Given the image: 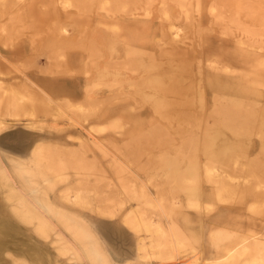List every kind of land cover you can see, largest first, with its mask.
I'll return each mask as SVG.
<instances>
[{
	"label": "rangeland",
	"instance_id": "obj_1",
	"mask_svg": "<svg viewBox=\"0 0 264 264\" xmlns=\"http://www.w3.org/2000/svg\"><path fill=\"white\" fill-rule=\"evenodd\" d=\"M9 6L16 32L9 44L15 54L13 72L0 78V264L88 263L82 254L77 258L76 248L61 250L52 241L53 230L44 236L12 213L11 207L30 196L12 172L11 160L23 163L45 182L53 180L49 191L53 202L63 193L73 199L76 189L89 197L83 207H72L70 201V209L96 231L112 264H207L215 262L231 241L252 233L264 239V0H11L8 7L0 4V14ZM128 30H135L131 37ZM6 38L0 28V47L7 42L0 51L9 47ZM79 57L82 60L76 62ZM182 59L190 67L179 79L172 66ZM7 66L0 63V70H10ZM215 77L242 78L252 93L208 91L204 98L216 96L219 102L205 112L164 105L169 96L183 103L185 97L196 98L200 91L193 84ZM77 78L84 86L75 96L54 94L70 87L47 81ZM24 82H32L36 89L38 85L49 98L26 89ZM245 96L255 101L250 107L241 100ZM218 117L231 125L229 135L243 125H253L254 130L223 157H207L200 135ZM256 157L261 162L256 163ZM254 166L256 172L251 171ZM55 168L62 173L57 179ZM4 173L15 188L12 197ZM226 173L249 178V190L256 196L241 201L236 192L233 199L225 198L241 203L226 204L212 193L211 183L203 181L192 185L202 193L193 201L199 207L190 206L184 194H179L183 203L177 204V187L185 184L180 178L191 181ZM123 176L128 185H147L155 201L162 203L157 213L146 195L137 200L126 193L121 194L124 204L116 209V217L92 212L107 202L95 191L103 192L102 197L111 194L109 184ZM237 180L243 186L244 180ZM160 192L162 196L157 195ZM131 208H141L143 218L151 212L152 220L161 222L170 240L167 248L149 257L141 254L135 231L124 222ZM218 212L226 219L215 225L211 216ZM171 225L180 228L178 240L173 239ZM263 243L253 242L255 250L238 255L234 264L257 259L264 264Z\"/></svg>",
	"mask_w": 264,
	"mask_h": 264
},
{
	"label": "bare ground",
	"instance_id": "obj_2",
	"mask_svg": "<svg viewBox=\"0 0 264 264\" xmlns=\"http://www.w3.org/2000/svg\"><path fill=\"white\" fill-rule=\"evenodd\" d=\"M10 1L11 0H0V4L2 3V4H4V6L8 7V5H10ZM6 10H7V12H6ZM9 10H10V6L8 9L7 8L3 9L1 11L3 14H0V28H3L6 35L8 36V38H6V39H8V46H9L10 42L12 44V39L14 37V33L16 32V31H14L16 23L13 20V17L10 16V15H12V12L11 11L9 12ZM5 19L6 20L9 19V20H7V22H5V24H4L3 22ZM24 19H26V17ZM1 23H3V24L1 25ZM3 45L5 47V45H7V42H5L4 44L2 43V46L0 48H3ZM174 46H176L177 48L180 47L179 45L176 44V42L174 43ZM12 52L13 51L11 50L10 46L6 50L4 49V51L3 50L0 51V57H4V59H5L3 61H1V59H0V63L4 66L8 65L7 68L10 69L8 71L0 70V78L4 77V76H8V75L12 74V72H13L14 67L12 66L11 61L15 59V56ZM178 54H180V53H178ZM178 54H176L175 56H178ZM176 59H173V60H176ZM184 60L182 59L181 61H175V62L173 61V66H172L173 67V75H178L177 77L179 79L183 78V76H185L186 73L189 72V71H185V70H189V68H188V67H190V66H188L189 63L186 60L185 61ZM7 61L9 63H7ZM190 79H192V77L189 78V80ZM200 81H201L200 85H198V86H196L195 84L192 83L193 86L196 88L195 90H197L198 93L200 91L199 96H197L196 98L195 97L191 98L192 95L190 97H185L186 103L180 102L176 98L173 99L171 96H169V97L165 98V100H164L165 104L164 105L170 106L173 104L172 108L173 107H175V108L185 107L187 112H190V113L198 112V109H199V111L201 110V111L205 112V110L208 108V106H211L213 104L215 105V104H217V102H219L218 101L219 99L216 96L215 97L213 96V98H212L213 102H211L212 99L207 100V98H204L208 91H211L212 93H214L217 91L225 90L227 92H231V94H242V93H244V95H248V94L252 93L251 85L248 83V81H244L242 78H237L236 80H230L227 78L215 77V78H212L209 82L204 83L203 80H200ZM254 81H253V83H254ZM251 84H252V82H251ZM22 86H24L26 89H32V90L36 89L33 87L32 82L31 83L24 82V83H22ZM162 86H164V85H162ZM65 87H64V89H65ZM190 87H191V85H190ZM64 89H62V90H64ZM36 90L38 91L39 94H42L43 96H45V97L47 96L49 98V96L45 93V91L42 90L38 85H37ZM167 91H168V88H167ZM18 95L20 98L23 97V95L20 92ZM179 98H180V96H179ZM21 99L23 100L24 97ZM27 99H29V97ZM229 100H231V99H229ZM241 100L246 101L249 104V107L251 106V104H253L250 101H254L253 99H249L248 96H245V98L241 99ZM223 101H224V98H223ZM233 105H235L236 108L237 107L239 108L238 101H235L233 103ZM231 110H235V109H231ZM236 110H238V109H236ZM33 118H35V117H33ZM224 120H225L224 117H218L212 121L211 125L209 124V125L202 128L203 130H202L201 135H200V138H202L201 143H202V145L205 144V146H206L205 148L202 149L203 155H207V157H213L215 155H217L219 157H223V155L225 153L227 154L228 151L233 149L236 141H238V140L241 141L247 134L253 133V130H254L253 125H246V126L243 125L242 128L238 127V129L236 127H234V131H236V132H233V133H231V135H229L227 133V130H228L227 127H229L231 125L228 124V122H225ZM262 140L264 141V139H262ZM262 146H263L262 149L264 151V143ZM257 158L258 157L253 158V160L256 161V163L261 162V157H259L258 159ZM10 163L12 166V172H14L17 175L18 180L20 181L22 187L29 193L27 195L30 196V197L26 196L28 198H26V197L23 198V201H20L18 206L11 207L12 213L15 216H17L18 219L20 218L22 221L25 222V224L27 223V224L32 225L34 231L36 230L44 236L48 235L49 231L53 230L55 237L52 241L56 244H59V246H60L59 248H61V250H64V249L73 250L74 248H76L77 251L75 254L77 255V258L82 259L83 256H85L87 261H88L87 264H112L111 255L109 254L108 250L105 248L104 242L98 236L96 231L91 228L90 224L87 222L85 217H83L82 215L81 216L77 215V211L70 209V205H69L70 201H71V204L73 203L71 205L72 207H73V205L77 206V207H83L85 203L88 205V203L90 201H89V197H87L86 194L82 193V191L80 189H76L75 197L73 199L70 198L69 194L63 193L62 195L56 197L55 198L56 201L54 200L55 202H53L49 198V191L52 189V185L54 184L53 180H49L48 182L47 181L45 182L44 179L41 178V176L35 174L34 172H31L27 167L22 165L23 163H19V161H17V160H11ZM87 165H89V164H87ZM54 170H55V174H58L56 176V179L59 178L60 176H62V173H60L59 170L57 171L56 168ZM256 170H257V168H256V166H254L251 171L256 172ZM0 173H2L1 170H0ZM5 173H4V177H3L7 181L5 186H9L11 188L10 195L12 197L15 195L16 191H15L14 186L9 181V175L8 174L5 175ZM251 175H253V174H251ZM241 176H243V175H241ZM203 178L204 179L192 178L191 181L186 180V179H190L187 176L180 178V183H185V184L179 185L177 187L176 195L178 196V198H177L178 199V203H177L178 205H181L183 203V200H184V197L182 195L180 196L179 194H184L187 196L186 202L190 206L199 207V204H195V202H193V201L195 200V198L199 200L202 193L196 192L195 188L193 189V186L197 183L198 184L202 183L203 181H205V182L208 181L207 183L210 182L211 186H209V185L208 186L210 187L212 193H215L217 199L220 200V202L222 201V202H225L226 204L233 205V203H235L234 202L235 200L233 201L231 199H233V197H235L234 195L236 194V192H237V194H236L235 198L236 199L238 198L241 201L244 200V196H245V198H247V196H250V195L253 197L256 196L255 193H253L251 190H249V186H248L249 185V178H244V177L242 178V177H239L237 175H230L227 173L225 176L219 175L218 177H216L215 175L210 176V174H207V176H204ZM237 179H243L244 180V182L241 181L244 188H242L243 186L239 185V183H238L239 180H237ZM128 180H129V178H128ZM57 181L58 180H55V178H54V182H57ZM80 182H79V184L82 185L83 184L82 179L80 180ZM136 182H138V181H136ZM253 182H254V180H253ZM109 185L112 186L111 194H108V195H105L104 197H102L103 192L95 191L96 194L99 195V197H101L102 201L106 200L107 202L102 206H96L94 208H91L92 212L99 214V215H102V216H106L108 218L116 217V214H115L117 211L116 209L123 207V204H124L123 200L125 199V197H122V195H124L125 193L129 194L132 198H135L137 200H140L139 197H143V195H146V198H148L150 201L151 207L154 208L152 210V212L157 213V208L159 207L160 204H162V203H159L158 201H155L158 199L155 198L154 196H152L153 194L149 191L147 185H144V184H142L140 186L128 185V184H126L125 176H123L122 178H119L118 182H114V183L111 182V184H109ZM241 188H242V193H241V195H239V191ZM67 190H69V188H67ZM159 191H161V189ZM59 193L61 194V192H59ZM161 194H162V192H160L157 195L162 196ZM204 195H205V197H207L206 194H204ZM225 197H229L231 199L225 198ZM60 201H61V204L59 203ZM117 202L119 205L116 207ZM240 203L241 202L238 200V203L236 202L235 204H240ZM151 207H150L149 211H151ZM6 209H7V207H6ZM141 213H142L141 208L129 209L127 211V213L124 214V222L127 225L131 226V228L135 231L136 238H137L138 243H139V250L141 251V254L144 255V257H149L151 254L153 255V253H158V252L162 251L164 248H167L169 245L168 241H170V240L166 239L167 229L161 224L160 221L154 222L152 220L151 212L149 213L150 217H148V218H143V216H141ZM0 219H2V218H0ZM190 220H192V218H191V214L189 213V216L186 217V221L189 223ZM5 221H6V219H5ZM35 221H36V223H34ZM54 221H56L57 223H53ZM173 224H174V222H173ZM59 225L61 227H59V229H58L57 227ZM6 227L8 228V226H6ZM7 228H5V229H7ZM171 228L173 229V239L178 240L179 236L176 235V231L179 230L180 228L174 227L172 225H171ZM143 231H146L148 234L147 235L145 233L143 234ZM140 234H143V236L140 237ZM161 238H164V239H161ZM261 240L263 241L264 239L262 236H260V234L252 233V234H250L249 237H246L244 239L235 240V242L231 241L224 248L223 254L216 258L215 262L207 263V264H234L237 261H239L238 255L243 254L247 250L254 251L255 250V244H253V242L261 241ZM260 245H262V244L260 243ZM259 246L257 245V248H259ZM78 247L80 248L81 253L78 252ZM175 247H176V245L173 246L174 249H175ZM148 248H149V250H148ZM262 248H264V247H262ZM150 249H151V251H150ZM142 250H145V252L143 253ZM175 253H176V251H175ZM141 257H143V256H141ZM19 264H21V263H19ZM142 264H145V263H142ZM252 264H261V261H260V259L253 260Z\"/></svg>",
	"mask_w": 264,
	"mask_h": 264
},
{
	"label": "crops",
	"instance_id": "obj_3",
	"mask_svg": "<svg viewBox=\"0 0 264 264\" xmlns=\"http://www.w3.org/2000/svg\"><path fill=\"white\" fill-rule=\"evenodd\" d=\"M134 31L128 30L126 32L128 34V37L129 36L131 37L132 34L130 35V33L134 32ZM106 33H110V32L107 31ZM104 35H106V34H104ZM108 35H110V34H108ZM12 53L14 54V52H12ZM108 53L106 55V59L109 58V54ZM22 54H24V53H21V54H18V55H22ZM14 56H15V54H14ZM68 57L70 58V60H73L72 57H70V56H68ZM81 60H82V58L79 57V59L76 62H80ZM47 81H49L51 84H56L59 87L60 86H68V87H70V89L64 90V91H56V92L53 91L54 94H57V95H60V96H62V95L63 96H65V95H70V96L78 95L77 93H80L81 90L83 89V86H84L83 83H82V80L80 78H77L76 80L75 79H73V80H69V79L62 80L61 79V80H58V81H53V80H47ZM41 83H43V80L41 81ZM57 90H59V89L57 88ZM211 218H212L213 221H216L215 225H217V224L223 222L226 219V214L225 213L221 214V213L218 212L217 215H215L213 217L211 216ZM114 231L115 230H112V232H114ZM127 235H130V233L128 232Z\"/></svg>",
	"mask_w": 264,
	"mask_h": 264
}]
</instances>
